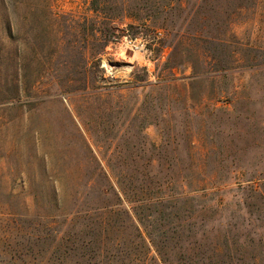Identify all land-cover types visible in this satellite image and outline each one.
<instances>
[{
	"label": "rangeland",
	"instance_id": "1",
	"mask_svg": "<svg viewBox=\"0 0 264 264\" xmlns=\"http://www.w3.org/2000/svg\"><path fill=\"white\" fill-rule=\"evenodd\" d=\"M163 257L264 264V0H0V264Z\"/></svg>",
	"mask_w": 264,
	"mask_h": 264
},
{
	"label": "built area",
	"instance_id": "2",
	"mask_svg": "<svg viewBox=\"0 0 264 264\" xmlns=\"http://www.w3.org/2000/svg\"><path fill=\"white\" fill-rule=\"evenodd\" d=\"M158 38L163 36L161 31L157 32ZM125 46L127 49L133 52H146L147 51V42L142 38H127L125 40Z\"/></svg>",
	"mask_w": 264,
	"mask_h": 264
},
{
	"label": "trees",
	"instance_id": "3",
	"mask_svg": "<svg viewBox=\"0 0 264 264\" xmlns=\"http://www.w3.org/2000/svg\"><path fill=\"white\" fill-rule=\"evenodd\" d=\"M123 195H124V198L126 199V200H128L129 202H132L131 200H130V197L128 198V194H127V192H126V190H124L123 189ZM132 199V198H131ZM164 199V197H162V198H157V200L158 201H162ZM113 210L112 209H109V208H104V209H102V213H100V214H103V215H108V212H112ZM157 247H158V245H157ZM159 253L161 254V256L162 255H165L163 252H161L160 250H159ZM162 259H164L165 261H169L168 259H165L164 257L162 258ZM169 264H174V263H172V262H168Z\"/></svg>",
	"mask_w": 264,
	"mask_h": 264
}]
</instances>
